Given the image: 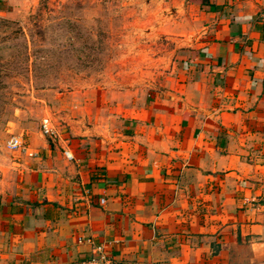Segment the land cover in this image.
<instances>
[{"label": "crops", "instance_id": "0c3cea01", "mask_svg": "<svg viewBox=\"0 0 264 264\" xmlns=\"http://www.w3.org/2000/svg\"><path fill=\"white\" fill-rule=\"evenodd\" d=\"M147 2L180 43L166 85L72 94L56 138L23 136L0 264H79L80 238L117 264H264V0Z\"/></svg>", "mask_w": 264, "mask_h": 264}, {"label": "rangeland", "instance_id": "374dc122", "mask_svg": "<svg viewBox=\"0 0 264 264\" xmlns=\"http://www.w3.org/2000/svg\"><path fill=\"white\" fill-rule=\"evenodd\" d=\"M147 3L0 1V197L22 176V153L6 141L23 134L30 145L43 118L57 123L66 97L139 102L162 91L180 43Z\"/></svg>", "mask_w": 264, "mask_h": 264}, {"label": "built area", "instance_id": "2783aa9c", "mask_svg": "<svg viewBox=\"0 0 264 264\" xmlns=\"http://www.w3.org/2000/svg\"><path fill=\"white\" fill-rule=\"evenodd\" d=\"M260 22L264 28V13L261 15ZM263 40H264V29H263ZM41 132L48 138L54 139L57 137V129L54 125V122L50 117H45L42 119L40 124ZM5 148L10 152L16 151H24L26 148L24 147L23 135H10L8 140L5 143ZM33 156L32 153L29 154ZM65 158L68 160H72L73 156L70 152H64ZM101 203L104 202L103 199L100 201ZM79 243L88 242L92 249L89 257L83 259L79 262V264H117L109 254L108 248L103 243H95L91 238H80Z\"/></svg>", "mask_w": 264, "mask_h": 264}]
</instances>
